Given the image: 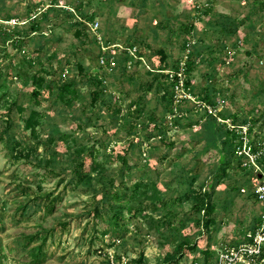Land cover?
<instances>
[{
  "label": "rangeland",
  "instance_id": "rangeland-1",
  "mask_svg": "<svg viewBox=\"0 0 264 264\" xmlns=\"http://www.w3.org/2000/svg\"><path fill=\"white\" fill-rule=\"evenodd\" d=\"M207 3L209 13L195 19V6ZM77 13L95 15L104 40L88 25L79 34ZM216 13L249 22L239 36L219 39ZM188 23L215 44V53L203 52L191 70L197 93L210 90L207 73L217 67V98L241 119L258 118L264 135V0H0V264L204 263L209 248L237 242L252 226L260 205L243 186L237 161L214 178L221 154L201 149L200 124L191 128L183 119L164 140L158 122H150L153 112L159 120L165 112L167 85L149 67L161 62L160 49L169 67L177 65L192 32ZM17 26L23 37L14 34ZM4 31L12 35L7 42ZM114 43L138 46L149 67L136 62L110 73L97 50ZM107 53L117 63L128 55ZM97 80L110 103L95 97ZM68 83L70 90L63 88ZM33 109L41 114L30 128ZM85 158L94 169L83 181L73 179ZM187 164L189 178H179ZM111 182L129 191L117 207L119 227L93 211L92 187ZM206 190L209 229L198 225L195 207Z\"/></svg>",
  "mask_w": 264,
  "mask_h": 264
},
{
  "label": "trees",
  "instance_id": "trees-1",
  "mask_svg": "<svg viewBox=\"0 0 264 264\" xmlns=\"http://www.w3.org/2000/svg\"><path fill=\"white\" fill-rule=\"evenodd\" d=\"M140 7L144 9V4H141ZM140 10L143 11L142 9H140ZM67 13H68L69 17L75 18V13L70 12V11ZM208 13H209V7L203 9L201 12V15L199 17L201 18L203 15L208 14ZM95 14H96V12H95ZM189 14L190 13H187V16H189ZM77 16L79 18L87 19L88 21H93L95 19V15H93V16L90 15V17H89V15H86L85 17H81L80 14L77 13ZM214 16H217V18H216L217 24L220 26V34L218 36L219 39H222V38L223 39L224 38L231 39L233 37L239 36V32H240L242 26L245 24V22L246 23L249 22L248 16L242 18L241 20L237 19V18L225 16V15L219 14V13L214 14L213 17ZM241 22H242V24H241ZM76 25H78L79 30H80V31H78V33L79 32L83 33L84 30L87 29L86 24L80 19L76 20ZM19 28H20V26H17L15 28L14 34H18L17 35L18 37H23L21 35V30ZM185 29H186V32H188V33L190 32L191 29L194 30L196 32V35L198 38V43L193 47L191 60L189 62V72L191 73V70L194 69L196 66V57L201 55L203 52L205 54L210 53V55H213L215 53V49H213L215 44L212 42L213 40L208 41L204 32L201 33L197 29V27L195 26L194 23L190 24V25L188 23V25ZM30 33H31V30L29 31L28 34H30ZM3 36H4L3 37L4 42H7L12 37L11 34H8L5 31H4ZM93 41H94V43L96 42L95 37L93 38ZM106 41L112 43V40L107 39V37H106ZM113 41H114V39H113ZM184 46H185V44H184ZM226 47H227V44H224L221 42L219 49H220V51H223ZM97 51H98L97 52L98 54L101 53L100 48H98ZM140 53L143 54L144 52L141 51ZM158 53L161 54V62L155 68L157 71L155 70L156 72H154V73L157 74V78L159 77L160 80L163 81L164 84L167 85L165 88L166 89V93H165V98H166L165 99V106H166V108H165V112H164V114L160 120H159V118H157L156 112H153V114H152L153 117H151L150 122H154V123L158 122V124L160 126L159 127L160 130H158V134H160L162 136V138L164 140H166L168 128H169V125L166 121V116L169 113V111H171V109H172L173 90H172V84L167 79V74H165L163 72H159L158 70H164L167 68L176 67L177 65L169 67L168 60H167L168 56L166 55L165 50L160 49L158 51ZM215 56L216 55H214L213 58L218 59ZM129 58H130L129 55H123L122 59L120 61H118L119 68L117 70V73H119V71H122V72L129 71L127 64H126ZM80 70H81V72L85 71V68L82 64H80ZM216 73H217V67H215V66H213L212 69L210 70V72L207 73V76H208L207 85L211 86V87H210L209 91L206 90L205 94L197 93V90H195V86L193 87V91L195 92V94H197L200 97L201 100L206 101L208 104L213 105V106L218 105L217 94L215 93L216 89H213V80L215 79ZM94 79H95V77H94ZM42 82H43V80H42ZM97 83H98V88H97V93L95 94V97L99 100L101 98L102 101L106 104L110 103V101L113 100V97L110 96V99H106L107 95L104 94L103 83L100 80H97ZM71 87H72V85L70 83L63 86V88H65L66 90H70ZM35 94L39 95V92H35ZM189 104H190L189 106H184L183 108H186V110L191 113L187 117L188 124L191 126V128H193V126L196 124H200V126H201L200 129L195 134V139L201 140L204 142L203 148H201V149L202 150H208V149L214 147V148H217L221 154V157H220L218 164H216L212 167L213 177L217 178V179L220 177H225L227 175L228 168L233 165L234 161H237V162H235V163H237V167L241 168L240 159H238V157L235 153L236 135L230 131V129L227 127V125L225 123L220 122L215 115L210 114L207 111L206 112L203 111L202 112L203 114H201V116L199 115L198 117H197V114L192 115V113L195 111V108H194V105H192L191 103H189ZM140 110H142V109H140ZM40 114L41 113L39 110L33 109L32 114L28 119V125L30 126V128H33V125L35 124L36 119H37V117L40 116ZM219 115L224 119L233 118L236 123H243V122L247 121V118L241 119V117L239 116L240 115L239 112H237V111L232 112V111L228 110V108L225 105L223 106V109L219 112ZM182 121H183V119H177L176 123L179 124L180 126H182L183 125ZM252 121L254 122L255 125H258V122H260V120H258V118H252ZM147 126H149V125H147ZM5 133H8V131L6 130V132H4V135H6ZM3 137L4 136L1 134L0 139H2ZM170 145L172 147H175L176 144L174 142H170ZM91 155H93V149L92 148H90V156ZM122 160L124 163L127 162L125 157L122 158ZM89 163L90 162H88V160L86 158L78 161L76 163L74 169H73V172L75 174L73 179H75V177L76 178L78 177L80 181L87 179L91 173V170L94 169V163L92 162L91 165ZM90 166H91V168L89 169ZM189 167L190 166L187 164V166H184L179 171L180 172L179 178H186V177L189 178ZM129 168H131V167H129ZM244 175H245V183L243 184V186L244 185L249 186L248 173L244 172ZM190 179L193 180L194 177L191 176ZM243 186L238 185V187H236V189L240 190ZM114 187H115L114 182H111L108 185H104L102 188L92 187V191L94 193V199H95L93 211L96 215L103 217L104 221H106L107 223L119 227L120 215H119V211L117 212V207L121 206V203L123 202V200L127 199V197L129 196V191L128 190H120V189L114 190ZM190 195H191V193L188 194V196H190ZM252 198H253V195H252ZM196 199H197V203H196L195 207H196L197 213L200 215V217L198 219V225H202L204 228L209 229V226H210L211 221H212L211 220L212 214H213L212 192L208 191V190L201 192L200 194L196 195ZM53 207H54V204H52L51 208L53 209ZM104 215H106L108 217V221L106 220V218H104ZM257 219H258V217L254 218V222H253L252 226L249 228L255 227ZM194 247L195 246H192L191 248H194ZM206 253H207V257L204 259V263H202V264H208L209 261L215 257V251L211 250L210 248L208 249V251ZM172 262L176 263L177 260L172 261Z\"/></svg>",
  "mask_w": 264,
  "mask_h": 264
},
{
  "label": "built area",
  "instance_id": "built-area-1",
  "mask_svg": "<svg viewBox=\"0 0 264 264\" xmlns=\"http://www.w3.org/2000/svg\"><path fill=\"white\" fill-rule=\"evenodd\" d=\"M209 3L205 5L198 4L194 14L195 19H199L203 9L207 8ZM86 26L88 25L97 36L98 42L104 40V36L100 32V22L98 19L88 21L80 18ZM198 43L195 31L192 30L190 37L185 45V51L176 67L158 70L167 74L168 81L172 84L173 105L171 111L166 116L169 127H178L177 119H186L189 111L183 108L186 103L194 105L195 111H207L215 115L218 120L225 123L232 133L236 135L235 153L240 159L241 168L248 173L249 189L253 195V199L260 205L258 219L254 228H247L243 236L237 242L222 244L215 248V257L208 264H264V135L257 129L252 119L243 123H236L233 118L224 119L219 115L224 103L217 98L218 105L213 106L206 101L200 99L195 94L193 87L195 81L191 78L189 72V62L191 60L193 47ZM112 49L113 53L126 52L129 55L127 67L129 69L136 62L147 64L145 55L140 53V48L133 45H124L122 43H114L102 46L100 54V62L106 65L113 73L118 67L114 56H108L107 52ZM111 54V53H110ZM150 70L155 71L156 69ZM157 71V70H156ZM155 71V72H156ZM199 126L198 124L194 127ZM162 138V136H160ZM194 264H202L195 262Z\"/></svg>",
  "mask_w": 264,
  "mask_h": 264
}]
</instances>
